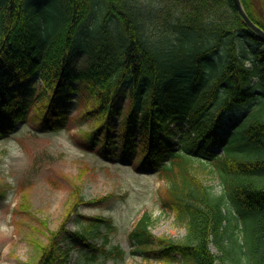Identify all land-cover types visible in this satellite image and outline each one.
<instances>
[{
    "label": "trees",
    "instance_id": "trees-1",
    "mask_svg": "<svg viewBox=\"0 0 264 264\" xmlns=\"http://www.w3.org/2000/svg\"><path fill=\"white\" fill-rule=\"evenodd\" d=\"M241 2L264 30V0ZM19 122L78 123L81 145L158 173L162 208L186 231L156 236L143 213L128 236L140 264H264V41L233 0H0V139ZM85 174L64 176L54 229L19 188L12 215L36 222L22 264H66L72 249L85 264L124 263L99 231L110 219L79 214Z\"/></svg>",
    "mask_w": 264,
    "mask_h": 264
},
{
    "label": "rangeland",
    "instance_id": "rangeland-1",
    "mask_svg": "<svg viewBox=\"0 0 264 264\" xmlns=\"http://www.w3.org/2000/svg\"><path fill=\"white\" fill-rule=\"evenodd\" d=\"M82 59L73 66H78ZM78 111L73 103L68 109L71 116L77 115ZM25 124L19 122L16 132L0 139V185L3 192L0 195V264H22L30 255L25 235L28 226L36 225V222L29 216L14 214V217L10 213L19 203V188L30 189L37 214L46 218L50 228L54 229L61 220L70 192V184L64 176L75 177L84 169L83 194L87 203L80 208L79 214L110 219L112 227H101L99 231L109 234L110 245H119L127 253L123 264L141 263L137 256L131 255L128 236L134 223L146 211L155 221L151 229L156 236H169L176 241L184 237L185 228L162 208L158 194L164 181L158 173L142 172L125 159H106L97 151L84 148L79 144L78 123L72 122L57 132H45L30 123ZM211 178L207 179L208 182L211 180L219 192L220 185ZM107 195L111 198L105 202H91ZM20 220L24 223L22 232L16 225ZM69 228L78 230L77 221H72ZM101 241L97 236L94 243L101 244ZM211 249L217 254L214 244ZM82 256L79 250L72 249L66 264H85Z\"/></svg>",
    "mask_w": 264,
    "mask_h": 264
},
{
    "label": "water",
    "instance_id": "water-1",
    "mask_svg": "<svg viewBox=\"0 0 264 264\" xmlns=\"http://www.w3.org/2000/svg\"><path fill=\"white\" fill-rule=\"evenodd\" d=\"M238 13L240 14V16L242 17L244 23L253 30V32H255L263 41H264V30H262L261 28H259L256 24H254L251 19L248 17L243 4L241 2V0H233Z\"/></svg>",
    "mask_w": 264,
    "mask_h": 264
}]
</instances>
